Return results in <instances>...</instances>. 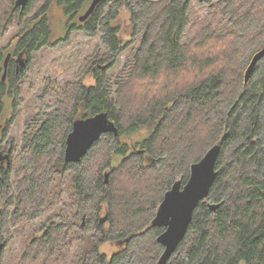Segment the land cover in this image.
<instances>
[{
    "label": "trees",
    "instance_id": "obj_1",
    "mask_svg": "<svg viewBox=\"0 0 264 264\" xmlns=\"http://www.w3.org/2000/svg\"><path fill=\"white\" fill-rule=\"evenodd\" d=\"M14 1L0 0V36L17 31L5 81L0 65V150L10 145L33 53L63 40L51 41L50 8L70 14L84 2L45 0L36 8L29 0L21 11ZM200 1L208 3L203 21L191 17L190 0L97 5L84 31L99 32L107 51L84 57L52 108L26 114L15 167L0 169V241L20 236L14 264H156L163 251L156 239L163 228L151 223L158 205L215 144V181L168 264H264V57L244 81L251 57L264 47V0ZM121 7L137 45H124L111 26ZM192 24L195 32L183 40ZM123 51L120 69L107 74L106 63ZM21 52L28 61L16 70ZM89 73L94 83L86 85ZM100 111L118 134H103L81 161L65 162L73 121ZM143 128L146 137L133 140ZM37 220L38 233L27 227ZM111 241L125 247L108 257L100 247Z\"/></svg>",
    "mask_w": 264,
    "mask_h": 264
},
{
    "label": "rangeland",
    "instance_id": "obj_2",
    "mask_svg": "<svg viewBox=\"0 0 264 264\" xmlns=\"http://www.w3.org/2000/svg\"><path fill=\"white\" fill-rule=\"evenodd\" d=\"M45 0H35L33 3L36 8L42 5ZM87 4V3H86ZM109 4L104 8L108 9ZM190 14L191 17H199L200 20L206 18L208 11V3L200 0H190ZM52 21L51 41L62 37L63 40L58 41L53 47H43L37 52L33 53L31 57V65L25 72V77L21 86V101L17 108L15 119L12 122L9 132L7 134L9 142L13 144L14 150L11 155L12 163L15 167L16 164V153L18 152V146L20 142L21 132L23 130V122L27 117L29 111L35 110L38 106L42 105L45 108H52L57 95L59 94L61 86L66 80H70L74 77L75 73L79 71L80 65L86 55L95 51L97 48L100 51L105 50L101 43L100 33L94 35H88L83 30H73L64 39V33L62 32L60 11L52 6L49 10ZM111 26L116 27L118 30L117 35L122 40L123 44L137 45L138 41L132 42V23L129 17V13L125 7H121L115 18L111 21ZM197 25H190L185 29L183 40L188 39L195 32ZM17 34L16 28L10 27L4 35L0 36V54L1 60L0 65L3 63V59L6 53L13 48ZM129 48V47H128ZM128 48L126 51H128ZM126 51H123L114 61L106 63L107 74L114 75L120 69L123 64ZM17 60V70L19 68L26 67L28 61V55L22 53L19 56H15ZM83 82L86 85L94 83L92 75L87 74ZM6 102L9 105V97H6ZM6 119L11 117V109L7 108L4 114ZM147 129L143 128L133 134V140H139L147 135ZM144 161L147 164H152L153 160L148 156H144ZM50 213H48L49 215ZM53 220H59L54 217ZM39 222H30L27 227L34 229L36 233L39 232ZM20 236L15 235L14 240L5 243L1 252L2 264H14L15 256L18 255ZM125 242L111 241L101 245L100 249L105 252L108 257L113 253L123 249ZM73 251L71 248L70 252Z\"/></svg>",
    "mask_w": 264,
    "mask_h": 264
},
{
    "label": "water",
    "instance_id": "obj_3",
    "mask_svg": "<svg viewBox=\"0 0 264 264\" xmlns=\"http://www.w3.org/2000/svg\"><path fill=\"white\" fill-rule=\"evenodd\" d=\"M101 1L103 0H91L88 8L79 16V19L85 20L89 17ZM28 2L29 0H15L13 9L19 8L23 11ZM9 57L10 53L5 56L3 61L2 80H5L6 77ZM263 57L264 47L256 51L251 57L244 75L245 82L249 79L257 62ZM107 133L117 135L118 129L106 111L74 120L65 140L64 161L67 163L81 161L92 145L103 134ZM219 151L220 145H213L199 161L191 164L189 176L184 183L181 180H176L165 192L151 222L153 226L163 228V231L156 238L163 247L162 254L156 264H168L172 254L186 235L195 208L208 197L217 175L216 162ZM2 156L9 159L8 154L0 155V159ZM209 206L214 208L215 204H209ZM3 246L4 244L0 241V260Z\"/></svg>",
    "mask_w": 264,
    "mask_h": 264
},
{
    "label": "flooded vegetation",
    "instance_id": "obj_4",
    "mask_svg": "<svg viewBox=\"0 0 264 264\" xmlns=\"http://www.w3.org/2000/svg\"><path fill=\"white\" fill-rule=\"evenodd\" d=\"M91 0H84V2L79 6V9L73 11L70 14H66V12L64 11L63 6H55L56 9H59L60 11V21H61V27H62V32L64 33V37L66 38V36L73 30H83L86 27V23L89 20L90 16L87 17L85 20H80L79 16L82 15L86 9L88 8L89 4H90ZM87 3V4H86ZM58 38H62V37H58ZM15 44L13 46V48H11V50H9L6 55L8 53H10V57L14 56L15 54ZM24 52L19 53L17 56L21 55ZM4 61V60H3ZM17 61V60H16ZM94 69V68H92ZM16 70H17V66H16ZM3 73V72H2ZM2 77V76H1ZM2 80V78H1ZM6 80V77H5ZM2 80V81H5ZM13 152V144L10 143V145L4 150L1 149L0 150V155H5L8 154L9 159L6 157L2 156V159H0V169H4V172H7V170L11 167V155ZM9 162V164H8Z\"/></svg>",
    "mask_w": 264,
    "mask_h": 264
}]
</instances>
